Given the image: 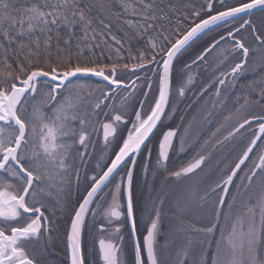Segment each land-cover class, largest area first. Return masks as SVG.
<instances>
[{
    "label": "snow or ice",
    "instance_id": "1",
    "mask_svg": "<svg viewBox=\"0 0 264 264\" xmlns=\"http://www.w3.org/2000/svg\"><path fill=\"white\" fill-rule=\"evenodd\" d=\"M249 73L230 130L171 166L165 121ZM0 264H264V0H0Z\"/></svg>",
    "mask_w": 264,
    "mask_h": 264
},
{
    "label": "rangeland",
    "instance_id": "2",
    "mask_svg": "<svg viewBox=\"0 0 264 264\" xmlns=\"http://www.w3.org/2000/svg\"><path fill=\"white\" fill-rule=\"evenodd\" d=\"M191 57L193 56L189 55V53L182 56L177 68L179 69L180 65L189 60V58ZM209 59L214 58L210 57ZM214 67L215 59L213 69L209 67L206 70H204L205 67L204 69L202 68V70L194 69V73L197 76V89L202 87L203 84H207L213 78ZM247 77L252 78L253 76L251 73H249L241 77L238 80L235 89L229 90L226 88L222 90L221 96L224 100V104L216 102L215 99L212 98V92L215 87L213 86V88H210L208 93L205 94V98L199 103L195 104L190 110L182 104L180 106V110L172 117V119L165 121V125L179 127L182 133L186 127L188 129L185 151H177L172 154V158L177 164L182 165L183 163L194 157L196 153L200 151L204 140L208 139L211 136V132L215 131L217 128L221 129L220 133L217 134V137L221 136L222 134H226L227 131L230 130L231 125L236 121V116L233 115L231 120L229 121H225L224 117L229 114V110L233 112L235 111V109L233 108L234 97L236 94H238V92H240L239 87L237 86L242 79H245ZM245 90L246 89L244 88L243 91ZM214 103L215 107H213ZM254 111H259V109H254ZM181 117H183V120H181ZM221 125H223V127H221ZM256 130L257 129L254 128L252 131H245L242 136L238 135L230 145H227L225 147V149L213 152L212 159L210 162H208L209 166L205 168L203 172L199 173L198 175H194L191 180L185 181L184 184L181 185V187L207 184L209 181L215 180L217 178L219 169L225 167L236 159L241 150L245 148L253 138V132ZM208 150H210V148L205 149V151ZM137 186L139 190V188L142 186V182L138 183Z\"/></svg>",
    "mask_w": 264,
    "mask_h": 264
},
{
    "label": "flooded vegetation",
    "instance_id": "3",
    "mask_svg": "<svg viewBox=\"0 0 264 264\" xmlns=\"http://www.w3.org/2000/svg\"><path fill=\"white\" fill-rule=\"evenodd\" d=\"M195 46V45H194ZM193 46V47H194ZM202 47V46H201ZM200 47V48H201ZM200 48H197V49H189V51L188 52H186V53H184V55L185 54H187V53H189V55H191V56H194V54L196 53V51H198ZM190 50H192V51H190ZM183 55V56H184ZM187 59V58H186ZM181 64V63H180ZM178 65L179 64H177V67H178ZM213 65H214V59H209V62H208V67L209 68H212L213 69ZM180 67H181V65H180ZM179 67V68H180ZM207 67V68H208ZM202 68L204 69V66H201L199 69H201L202 70ZM206 68V69H207ZM195 69V68H194ZM206 69H204V70H206ZM201 72V71H200ZM165 130H167V129H165ZM171 166H173V167H179L180 165L179 164H177L176 162H175V160H173V158H171ZM140 177V169H139V166L137 167V184L138 183H140V182H142V180H141V177H140V179H139V177ZM139 179V180H138Z\"/></svg>",
    "mask_w": 264,
    "mask_h": 264
},
{
    "label": "trees",
    "instance_id": "4",
    "mask_svg": "<svg viewBox=\"0 0 264 264\" xmlns=\"http://www.w3.org/2000/svg\"><path fill=\"white\" fill-rule=\"evenodd\" d=\"M208 38L207 37H205L203 40H201V41H198L197 42V44L192 48V49H197V48H200L201 46H203V44H204V42H205V40H207ZM190 51H192V50H190ZM253 79V77L252 78H245V79H242L240 82H239V84H238V86L237 87H239V91L240 92H242L243 90H244V86L249 82V81H251ZM240 92H238V94L240 93ZM234 96V95H233ZM233 101V100H232ZM61 247H63V245H60ZM60 258H62V255H61V257ZM56 258L54 257V260H55Z\"/></svg>",
    "mask_w": 264,
    "mask_h": 264
},
{
    "label": "water",
    "instance_id": "5",
    "mask_svg": "<svg viewBox=\"0 0 264 264\" xmlns=\"http://www.w3.org/2000/svg\"><path fill=\"white\" fill-rule=\"evenodd\" d=\"M258 144H259V141H258Z\"/></svg>",
    "mask_w": 264,
    "mask_h": 264
}]
</instances>
